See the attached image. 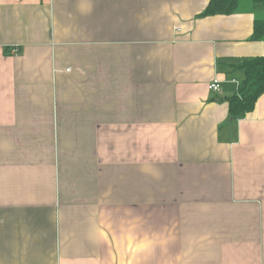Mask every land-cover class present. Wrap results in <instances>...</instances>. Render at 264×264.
Returning a JSON list of instances; mask_svg holds the SVG:
<instances>
[{
	"label": "crops",
	"instance_id": "crops-1",
	"mask_svg": "<svg viewBox=\"0 0 264 264\" xmlns=\"http://www.w3.org/2000/svg\"><path fill=\"white\" fill-rule=\"evenodd\" d=\"M209 2L0 0V264H264V42Z\"/></svg>",
	"mask_w": 264,
	"mask_h": 264
},
{
	"label": "trees",
	"instance_id": "trees-1",
	"mask_svg": "<svg viewBox=\"0 0 264 264\" xmlns=\"http://www.w3.org/2000/svg\"><path fill=\"white\" fill-rule=\"evenodd\" d=\"M248 11L254 14L253 40L264 42V0H210L202 16L227 15ZM244 72L236 96L229 99L232 114L252 112L264 93V56L246 59L240 68Z\"/></svg>",
	"mask_w": 264,
	"mask_h": 264
},
{
	"label": "built area",
	"instance_id": "built-area-1",
	"mask_svg": "<svg viewBox=\"0 0 264 264\" xmlns=\"http://www.w3.org/2000/svg\"><path fill=\"white\" fill-rule=\"evenodd\" d=\"M16 51V50H14ZM232 81L236 84H240L237 80L232 79ZM221 88V82L219 80H216L215 82H213L210 86H209V90L212 92H217L219 89Z\"/></svg>",
	"mask_w": 264,
	"mask_h": 264
}]
</instances>
